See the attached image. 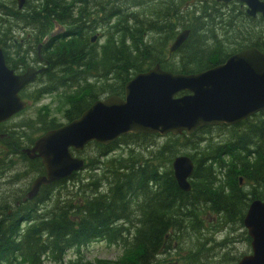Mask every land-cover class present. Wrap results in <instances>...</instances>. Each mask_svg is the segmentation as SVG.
<instances>
[{"label": "trees", "instance_id": "16d2710c", "mask_svg": "<svg viewBox=\"0 0 264 264\" xmlns=\"http://www.w3.org/2000/svg\"><path fill=\"white\" fill-rule=\"evenodd\" d=\"M56 24L64 33H54ZM12 26L23 30L22 38ZM250 28L257 29L254 36ZM184 30L186 40L168 56ZM0 48L16 74L45 68L37 88L21 94L27 101L80 93L63 112L71 122L100 93L122 98L134 76L156 65L191 75L245 49L264 52V19L248 17L240 3L216 0H25L22 8L17 0H0ZM21 114L0 124L7 135L0 142V177L16 165L0 184V264H236L242 257L229 234L239 229L248 242L244 216L251 202L264 199V111L159 143L158 135L128 134L109 146L87 144L98 151L85 160L84 174L18 203L24 194L10 185L45 175L41 160L24 151L59 126L43 108L33 118L20 120ZM118 149L127 154L110 157ZM180 155L194 164L189 192L178 187L171 168ZM96 242L122 253L115 260H85L82 249Z\"/></svg>", "mask_w": 264, "mask_h": 264}, {"label": "water", "instance_id": "95a60500", "mask_svg": "<svg viewBox=\"0 0 264 264\" xmlns=\"http://www.w3.org/2000/svg\"><path fill=\"white\" fill-rule=\"evenodd\" d=\"M25 0H17L22 8ZM232 1L246 6V15L264 18V1ZM188 30L180 32L168 49L171 56L186 40ZM94 39V38H93ZM45 69L28 68L15 74L5 62L0 48V124L21 112L26 104L18 93ZM185 93L180 95V93ZM264 111V53L256 48L242 50L223 64L191 74H173L156 65L134 76L124 88V97L95 101L82 115L37 139L24 152L41 160L44 176L31 184L23 202L36 197L41 186L66 180L84 169V160L73 157L88 143L109 146L128 134L178 136L191 135L207 126H233ZM171 168L178 187L189 192L194 164L185 155L174 158ZM250 238L251 254L236 264H264V200L250 203L243 219Z\"/></svg>", "mask_w": 264, "mask_h": 264}, {"label": "rangeland", "instance_id": "374dc122", "mask_svg": "<svg viewBox=\"0 0 264 264\" xmlns=\"http://www.w3.org/2000/svg\"><path fill=\"white\" fill-rule=\"evenodd\" d=\"M5 1H8V0H5ZM259 23H262V22H259ZM254 25H256V24H254ZM11 29L17 30L13 26L11 27ZM256 30H257L256 28H250V30H248V31L250 32L251 36H254L255 35L254 32ZM56 32H57L56 35H58L59 34V29H56ZM99 34H100V32L96 33L97 37L99 36ZM23 35H24L23 30L18 29L17 33H16V36H18L19 38H22ZM99 42L100 43L103 42V39L100 38ZM232 47L233 46L226 45V46H224V50H230V49H232ZM38 54H40V53H38ZM34 56L35 55L33 53L30 54L31 62H32V59L34 58ZM170 58L171 59H169V63H170L169 65L171 66V64H174L175 60L172 57H170ZM36 78H37V76L32 80V83H30V85L26 86L22 91L20 90L21 91L20 94L26 93V94L30 95L31 92L33 90H35V88H37L36 87L37 86ZM66 91H68V90H66ZM99 95L100 96H99L98 100H100V101H103V100H105L107 98V96L105 94L100 93ZM77 96H80L79 92L74 93V95L72 93L69 94V95H63L60 92H58V94H52V95H46L44 97H40V101L36 102L35 104H33L32 101H26L27 105L29 106V109L25 110L24 113L21 114V116H19V119L22 120V119H26V118H33L35 116V113L38 111V109L43 108L49 114L50 118H54L56 120V123L59 125L58 128H60V127H62L64 125H67V124L70 123V121L66 120L63 117V112H64V110L66 108H68L70 106V103L72 102V97L76 98ZM25 100H27V99H25ZM13 122H15V120H13L11 123H13ZM164 138L165 137L158 136L155 139V141L157 143H159ZM1 141H3V137H0V142ZM0 148H1V144H0ZM132 150L140 151V148L137 149V147H132ZM97 151H98V149L95 146L89 145V146H87V148L85 147V149L81 152L80 157L85 161L88 158L96 157ZM115 153H116L115 155H111L110 157H114V156H117V155L121 156L122 154L126 155L127 154V150H124V149L119 150L118 149V151H116ZM74 156H76V155L74 154ZM85 162H87V161H85ZM19 171L20 172L22 171L21 167L19 168ZM85 171L86 170H84L83 172H79L80 175L84 174ZM5 181L7 182V179H5ZM32 181L29 180L28 178H25V179L20 180V182H18L17 185H10V188L11 189H16L17 188L18 191L16 192V194H18V196H19L20 194L23 193L24 197H26V194L30 190ZM26 188H28L27 191H26ZM2 189H4V186L2 187ZM16 197H17V195H16ZM23 198H22V200L20 199L18 201V203L23 202ZM240 231L241 230L236 229L234 232H231L229 234V238L233 239V241H236L235 246L232 247L233 248V252L235 253V255H240V256L250 255L251 254L250 239L247 236L248 237V242L245 241V240L243 241V236L244 235L241 236L242 232L240 233ZM244 231L246 232L245 229H244ZM222 232H221V234L224 233V232L223 233ZM221 234H218L220 239L223 236ZM81 252H82L83 257H84L85 260L93 262L96 259L115 260L121 255L122 249H121V247L108 246V245H106L103 242H96V243L90 244L87 248L82 249ZM74 255H75L74 252H70L69 254H67V258L73 259Z\"/></svg>", "mask_w": 264, "mask_h": 264}, {"label": "flooded vegetation", "instance_id": "af4514ba", "mask_svg": "<svg viewBox=\"0 0 264 264\" xmlns=\"http://www.w3.org/2000/svg\"><path fill=\"white\" fill-rule=\"evenodd\" d=\"M38 53H40V51H38ZM38 57H39V59L41 60L42 58L39 56V54H38ZM36 66H38L39 67V64H37ZM32 68H34V67H32ZM14 117V116H13ZM12 119V118H11ZM10 120V119H9ZM8 120V121H9ZM8 121H6V122H8ZM3 123H5V122H3ZM0 137H3V139L4 138H6L7 137V135L6 134H0ZM76 155V154H75ZM77 156V155H76ZM14 162H15V159H14ZM14 166H15V168H14V170L12 171V172H9V171H6L5 172V174L3 173L2 175L3 176H1L0 177V184H2V185H5V183H6V181H5V179H10L9 177H11V176H13L14 174H15V172H16V165H15V163H14ZM45 171V170H44ZM45 174V173H44Z\"/></svg>", "mask_w": 264, "mask_h": 264}, {"label": "bare ground", "instance_id": "6f19581e", "mask_svg": "<svg viewBox=\"0 0 264 264\" xmlns=\"http://www.w3.org/2000/svg\"><path fill=\"white\" fill-rule=\"evenodd\" d=\"M46 40H47V39H44V42H45ZM39 49H41V45L39 46ZM40 69H41V68H40ZM44 69H45V68H44ZM91 143H93V142H91ZM88 144H90V143H88ZM94 144H96V143H94ZM97 145H99V144H97ZM85 147H86V145L84 146V148H85ZM84 148H83V150H84ZM83 150H82V151H83ZM85 165H86V164H85ZM84 169H85V167H84ZM84 169H83V170H84Z\"/></svg>", "mask_w": 264, "mask_h": 264}]
</instances>
